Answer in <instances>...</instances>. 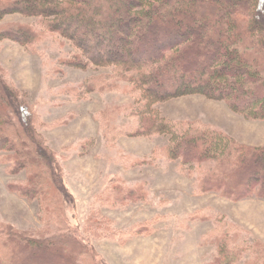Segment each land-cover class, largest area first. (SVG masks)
<instances>
[{
	"label": "trees",
	"instance_id": "1",
	"mask_svg": "<svg viewBox=\"0 0 264 264\" xmlns=\"http://www.w3.org/2000/svg\"><path fill=\"white\" fill-rule=\"evenodd\" d=\"M9 14L42 21L36 24L39 30L28 23H9L0 27V39L32 46L47 32L67 39L82 54L67 58V65L112 67L115 79L137 99L136 105L127 103L112 111L134 112L137 127L128 131L131 135L169 134L162 147L165 156L196 166L200 191L220 192L235 200L249 194L264 198V145L238 144L199 121L170 123L152 108L168 99L202 94L226 101L247 118L264 119V0H0V16ZM108 75L100 74L94 82L89 78L82 86L101 90ZM107 113L100 120L110 129L116 121ZM33 120L17 90L0 77V150L13 152L4 160L25 171V182L13 188L28 200L59 208L63 219L59 223L65 228L59 235L37 240L0 223V264H106L87 243L117 232L99 211L89 210L81 234H70L62 210L72 196L56 153L32 126ZM212 161L214 166L209 165ZM110 180L98 195L105 205L124 206L148 198L143 182L129 186L122 178ZM214 230L209 237L215 254L206 264H233L246 253L245 264H264L261 241H241L240 232L228 226Z\"/></svg>",
	"mask_w": 264,
	"mask_h": 264
},
{
	"label": "rangeland",
	"instance_id": "2",
	"mask_svg": "<svg viewBox=\"0 0 264 264\" xmlns=\"http://www.w3.org/2000/svg\"><path fill=\"white\" fill-rule=\"evenodd\" d=\"M39 21L38 17L9 14L0 16V27L13 22L36 27ZM41 34L32 46L0 39V77L30 107L32 126L56 153L72 196L62 210L70 234H81L89 210L110 220L117 234L108 237L104 233L87 243L106 264H206L215 254L209 236L223 226L240 232L239 240L257 239L264 244V198L249 194L235 200L220 192L200 191L196 166L165 156L162 147L169 134L131 135L128 131L137 127L134 112L112 111L115 106L137 102L128 88L123 89L124 83L115 79L112 67L67 65V58L81 54L78 49L59 35ZM104 73L111 74L109 79H101L109 86L101 83L104 88L94 91L82 86ZM75 87L79 89L76 94ZM152 108L157 117L170 123L199 121L238 144L264 145V119L247 118L231 110L224 100L188 94L154 103ZM108 111L116 121L110 129L100 120L103 112L110 115ZM5 154L14 155L0 150V223L37 240L61 234L65 227L59 223L63 220L59 208L18 193L13 186L25 182V171L12 168L4 160ZM114 177L129 186L143 182L148 198L124 206L105 205L98 195ZM248 257L246 253L233 264H245Z\"/></svg>",
	"mask_w": 264,
	"mask_h": 264
}]
</instances>
